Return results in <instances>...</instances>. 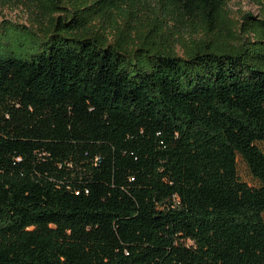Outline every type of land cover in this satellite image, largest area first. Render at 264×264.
Wrapping results in <instances>:
<instances>
[{"label":"trees","instance_id":"16d2710c","mask_svg":"<svg viewBox=\"0 0 264 264\" xmlns=\"http://www.w3.org/2000/svg\"><path fill=\"white\" fill-rule=\"evenodd\" d=\"M229 1H41L0 57V264H264V12Z\"/></svg>","mask_w":264,"mask_h":264},{"label":"rangeland","instance_id":"374dc122","mask_svg":"<svg viewBox=\"0 0 264 264\" xmlns=\"http://www.w3.org/2000/svg\"><path fill=\"white\" fill-rule=\"evenodd\" d=\"M42 0H0V57H6L12 53L18 55H27L35 43L41 42L42 39L34 31L41 26L50 25L49 18L41 8ZM230 11V21L238 22L243 19L246 13L254 17H259L264 12L262 0H230L228 4ZM127 22L136 24L139 27H148L160 20L166 24L173 35L182 34L184 37H190L195 21L189 17L181 15H170L155 18L151 12L140 13L126 17ZM96 27L101 24V19H96ZM125 24V19H121L119 26ZM196 24V23H195ZM42 25V26H43ZM107 32H113L115 29L107 20L104 22ZM198 25V24H197ZM199 27V26H198ZM168 31V30H167ZM169 32V31H168ZM162 40H164V37ZM178 49H180L178 47ZM259 146L264 150V141L259 142ZM238 169L240 176L250 182L256 183V180L250 174L244 161L238 159Z\"/></svg>","mask_w":264,"mask_h":264}]
</instances>
